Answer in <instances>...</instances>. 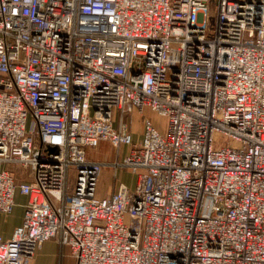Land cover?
<instances>
[{
    "label": "built area",
    "instance_id": "built-area-1",
    "mask_svg": "<svg viewBox=\"0 0 264 264\" xmlns=\"http://www.w3.org/2000/svg\"><path fill=\"white\" fill-rule=\"evenodd\" d=\"M0 164V264H264V0H0Z\"/></svg>",
    "mask_w": 264,
    "mask_h": 264
},
{
    "label": "crops",
    "instance_id": "crops-1",
    "mask_svg": "<svg viewBox=\"0 0 264 264\" xmlns=\"http://www.w3.org/2000/svg\"><path fill=\"white\" fill-rule=\"evenodd\" d=\"M86 155L92 160H97L101 162L110 161L109 159L106 158L102 159L101 157H96L93 156L92 154L89 155V152L87 151H86ZM3 167H6L7 169L10 170H14V176L19 182L32 180V176L28 172H23L22 170H18L17 168L11 166L4 165ZM0 168H1V164H0ZM99 182H100V178H99ZM109 193H110V187L103 194H99L97 189V195L99 197H104ZM28 199H29L28 196L22 195L17 191L14 196L15 205L13 207L12 212L6 215L0 214V235L4 239L9 238L13 230L21 224L24 213V205L27 203ZM64 261H66L68 264H76L74 257L70 253L69 247L64 245L62 246L57 242L56 239L50 238L45 242H43L40 248L36 250L30 264H63Z\"/></svg>",
    "mask_w": 264,
    "mask_h": 264
},
{
    "label": "rangeland",
    "instance_id": "rangeland-1",
    "mask_svg": "<svg viewBox=\"0 0 264 264\" xmlns=\"http://www.w3.org/2000/svg\"><path fill=\"white\" fill-rule=\"evenodd\" d=\"M144 117H148L154 125H156L161 131L167 126V119L163 116H160L154 112H152L148 107L144 109L143 115L138 114L136 111L130 114V125L131 130L134 132V138L139 139L140 138V132L142 129V119ZM128 148L126 146L121 147V152L124 153ZM86 151L89 152V155L92 154L96 157H101L102 159H109L112 161L115 159V153L116 150L112 148L111 145H109L107 142H101L98 147L96 148H86ZM116 182H124L127 183L129 186L134 184L135 181V174L133 171L129 169H120L117 172L116 176ZM74 179H75V172L71 168L69 170V178H68V194L72 192V188L74 185ZM113 172L110 169V167L102 170L100 174V182L98 184V193L103 194L106 192V190L110 187V184L113 183ZM19 208V206H18ZM18 210V209H17ZM32 261V260H31ZM63 264H68L66 261H64Z\"/></svg>",
    "mask_w": 264,
    "mask_h": 264
},
{
    "label": "water",
    "instance_id": "water-1",
    "mask_svg": "<svg viewBox=\"0 0 264 264\" xmlns=\"http://www.w3.org/2000/svg\"><path fill=\"white\" fill-rule=\"evenodd\" d=\"M51 150H53V149L51 148Z\"/></svg>",
    "mask_w": 264,
    "mask_h": 264
}]
</instances>
